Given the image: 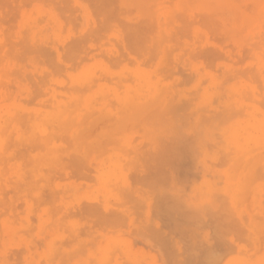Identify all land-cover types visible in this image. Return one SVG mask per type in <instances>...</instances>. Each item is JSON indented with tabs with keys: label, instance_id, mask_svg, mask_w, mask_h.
I'll return each mask as SVG.
<instances>
[{
	"label": "rangeland",
	"instance_id": "obj_1",
	"mask_svg": "<svg viewBox=\"0 0 264 264\" xmlns=\"http://www.w3.org/2000/svg\"><path fill=\"white\" fill-rule=\"evenodd\" d=\"M7 1L0 264H264V0Z\"/></svg>",
	"mask_w": 264,
	"mask_h": 264
},
{
	"label": "bare ground",
	"instance_id": "obj_2",
	"mask_svg": "<svg viewBox=\"0 0 264 264\" xmlns=\"http://www.w3.org/2000/svg\"><path fill=\"white\" fill-rule=\"evenodd\" d=\"M6 1H7V0H6ZM213 1L215 2V0H213ZM213 1H209V0H207V2H212V3H213ZM216 1H217V0H216ZM222 1H224V0H222ZM222 1H221V4L223 3ZM226 1H227V0H226ZM229 1H230V0H229ZM237 1H238V0H237ZM7 2H8V1H7ZM217 2H219V1H217ZM217 2H216V3H217ZM250 2H251V1H250ZM250 2L248 1L247 3H250ZM257 2H262V1H261V0H260V1L257 0ZM58 3H59V2H58ZM72 3H73V2H72ZM171 3H172V2H171ZM212 3H210V4H211V5H215V4H212ZM225 3H227V2H224L223 4H225ZM231 3H232V2H231ZM247 3H246V4H247ZM70 4H71V3H70ZM217 4H218V5H217L218 7H219V5H220V6L223 5V4L221 5V4H219V3H217ZM155 5H156V4H155ZM170 5H171V4H170ZM225 5H226V4H225ZM231 5H232V4H231ZM244 5H245V4H244ZM261 5L263 6V4H261ZM26 6L28 7V5H26ZM233 6H234V5H233ZM251 6H252V3H251ZM254 6H255V5H254ZM257 6H258V5H257ZM259 6H260V5H259ZM259 6H258V7H259ZM90 7H91V6H90ZM98 7H99V6H98ZM112 7H113V6H112ZM150 7H151V6H150ZM222 7H223V6H222ZM222 7H221V8H222ZM260 7H261V6H260ZM76 8H77V7H76ZM221 8H220V10H219L218 8H214V9H218V11H222V12H223V10H224L223 8H225V6H224L222 9H221ZM226 8H227V7H226ZM231 8H232V7H231ZM246 8H247V7H246ZM253 8L255 9V7H252V9H253ZM74 9H75V8H74ZM229 9H230V8H229ZM235 9H237V8L235 7ZM235 9H234V10H235ZM244 9H245V8H244ZM247 9H248V8H247ZM256 9H257V8H256ZM260 9H261V8H260ZM78 10H79V9H78ZM225 10L227 11V9H225ZM225 10H224V11H225ZM234 10H233V12H234ZM249 10H250V9H249ZM214 11H215V10H214ZM226 11H225V12H226ZM245 11H247V10H245ZM210 12H211V10H210ZM215 12H216V11H215ZM227 12H228V11H227ZM229 12H230V10H229ZM251 12L254 13L253 11H250V14H251V15H252ZM255 12H256V11H255ZM7 13H8V12H7ZM10 13H11V12H10ZM70 13H71V12H70ZM217 13H218V12H217ZM256 13H257V12H256ZM16 14H17V13H16ZM63 14H64V13H63ZM73 14H74V13H73ZM150 14H151V13H150ZM204 14H205V13H204ZM211 14H214V13H211ZM220 14H221V13H220ZM34 15H35V14H34ZM181 15H182V14H181ZM206 15H207V14H206ZM237 15L239 16V13H238ZM219 16H220V15H219ZM221 16H222V15H221ZM223 16H224V15H223ZM228 16H230V15H228ZM253 16H254V15H253ZM257 16H258V15H257ZM183 17H184V16H183ZM231 17H232V16H231ZM239 17H240V16H239ZM17 18H18V17H17ZM62 18H64V17H62ZM94 18H95V17H94ZM67 19H68V18H67ZM67 19H66V20H67ZM71 19H72V18H71ZM78 19H79V18H78ZM107 19H108V18H107ZM233 19H234V18H233ZM238 19H239V18H238ZM260 19H261V18H260ZM68 20H70V19H68ZM79 20H80V19H79ZM154 20H155V19H154ZM74 21H75V20H74ZM151 21H152V20H151ZM195 21H196V20H195ZM227 21H228V20H227ZM15 22H16V21H15ZM40 22H41V21H40ZM192 22H193V21H192ZM11 23H12V22H11ZM141 23H142V22H141ZM237 23H238V21H237ZM182 24H183V23H182ZM147 25H148V24H147ZM150 25H151V24H150ZM189 25H190V24H189ZM8 26H9V25H8ZM78 26H79V25H78ZM148 26H149V25H148ZM148 26H147V27H148ZM152 26H153V25H152ZM185 26H186V24H185ZM216 26H217V25H216ZM73 27H74V26H73ZM76 27H77V26H76ZM104 27H105V26H104ZM112 27H113V26H112ZM220 27H221V26H220ZM251 27H252V26H251ZM261 27H262V26H261ZM13 28H14V27H13ZM32 29H33V28H32ZM64 29H65V28H64ZM64 29H63V30H64ZM105 29H106V28H105ZM133 29H134V28H133ZM205 29H206V28H205ZM214 29H215V28H214ZM262 29H263V28H262ZM110 31H111V30H110ZM153 31H155V30H153ZM158 31H159V30H158ZM23 32H25V31H23ZM87 32H88V31H87ZM108 32H109V31H108ZM108 32H107V33H108ZM210 32H211V31H210ZM233 32H234V31H233ZM76 33H77V32H76ZM91 33H92V32H91ZM139 33H140V32H139ZM142 33H143V32H142ZM159 33H160V32H159ZM159 33H158V34H159ZM190 33H191V32H190ZM235 33H236V32H235ZM242 33H243V32H242ZM24 34H25V33H24ZM27 34H28V33H26V35H27ZM154 34H155V33H154ZM238 34H239V33H238ZM263 34H264V33H263ZM60 35H61V34H60ZM178 35H179V34H178ZM223 35H224V34H223ZM256 35H257V34H256ZM259 35H260V34H259ZM259 35H257V36H259ZM27 36H28V35H27ZM174 36H175V35H174ZM182 36H183V35H182ZM263 36H264V35H263ZM36 37H37V36H36ZM79 37H80V36H79ZM88 37H89V36H88ZM91 37H92V36H91ZM156 37H158V36H156ZM259 37H261V35H260ZM80 38H81V37H80ZM143 38H144V37H143ZM261 38H263V37H261ZM27 39H28V37H27ZM27 39H24V40L26 41ZM74 39H75V38H74ZM81 39H82V38H81ZM110 39H111V38H110ZM113 39H114V38H113ZM140 39H141V38H140ZM155 39H156V38H155ZM155 39H154V40H155ZM203 39H204V38H203ZM219 39H222V38L220 37ZM250 39H251V38H250ZM71 40H72V39H71ZM172 40H173V39H172ZM227 40H228V39H227ZM83 41H84V40H83ZM111 41H112V40H111ZM124 41H125V40H124ZM155 41H156V40H155ZM155 41H154V43H155ZM177 41H178V40H177ZM260 41H261V40H260ZM262 41H263V40H262ZM36 42H37V41H36ZM87 42H89V41H87ZM119 42H120V41H119ZM173 42H174V40H173ZM64 43H65V42H64ZM96 43H97V42H96ZM114 43H115V42H114ZM176 43H177V42H176ZM14 44H15V43H14ZM19 44H21V43H18V45H19ZM22 44H23V43H22ZM22 44H21V45H22ZM25 44H26V42H25ZM155 44H156V43H155ZM182 44H183V43H182ZM195 44H196V43H195ZM219 44H220V43H219ZM256 44H257V43H256ZM26 45H27V44H26ZM26 45H25V46H26ZM83 45H84V44H83ZM252 45H253V44H252ZM259 45H260V44H259ZM262 45H263V44H262ZM74 46H75V45H74ZM154 46L156 47V45H154ZM229 46H230V44H229ZM20 47H21V46H20ZM23 47H24V46H23ZM77 47H78V46H77ZM146 47H148V46H146ZM155 47H154L153 49H155ZM230 47H231V46H230ZM32 48H33V47H32ZM40 48H41V47H40ZM79 48H80V47H79ZM117 48H118V47H117ZM159 48H160V47H159ZM198 48H199V47H198ZM216 48H217V47H216ZM254 48H257V47H254ZM25 49H26V48H25ZM28 49H29V48H28ZM62 49H63V48H62ZM65 49H66V48H65ZM67 49H68V48H67ZM147 49H148V48H147ZM156 49H157V48H156ZM224 49H225V47H224ZM36 50H37V49H36ZM49 50H50V49H49ZM57 50H58V49H57ZM74 50H75V49H74ZM83 50H84V49H83ZM118 50H119V49H118ZM203 50H204V49H203ZM205 50H206V49H205ZM207 50H208V49H207ZM244 50H245V49H244ZM65 51H66V50H65ZM80 51H81V50H80ZM84 51H85V50H84ZM89 51H90V50H89ZM122 51H123V50H122ZM174 51H175V50H174ZM232 51H233V49H232ZM250 51H251V50H250ZM22 52H23V51H22ZM25 52H26V51H25ZM30 52H31V51H30ZM30 52H29V53H30ZM156 52H158V51H156ZM248 52H249V51H248ZM27 53H28V52H27ZM31 53H32V52H31ZM48 53H49V52H48ZM83 53H84V52H83ZM119 53H120V51H119ZM140 53H141V52H140ZM170 53H172V52H170ZM170 53H169V54H170ZM213 53H214V52H213ZM216 53H217V52H216ZM219 53H220V52H219ZM232 53H233V52H232ZM22 54H24V52H23ZM54 54H55V53H54ZM71 54H72V53H71ZM80 54H81V53H80ZM87 54H89V53H87ZM122 54H123V53H122ZM132 54H133V53H132ZM154 54H155V53H154ZM44 55H45V53H44ZM119 55H120V54H119ZM143 55H144V54H143ZM155 55H156V54H155ZM158 55H159V54H158ZM158 55H157V56H158ZM170 55H171V54H170ZM191 55H192V54H191ZM209 55H210V54H209ZM216 55H217V54H216ZM248 55H249V54H248ZM260 55H261V54H260ZM62 56H63V55H62ZM110 56H111V55H110ZM123 56H124V55H123ZM123 56H121V57L124 58ZM157 56H155V57H157ZM196 56H197V55H196ZM254 56H255V55H254ZM77 57H78V56H77ZM79 57H80V55H79ZM82 57H83V56H82ZM95 57H96V56H95ZM116 57H117V56H116ZM118 57H119V56H118ZM142 57H143V56H142ZM191 57H192V56H191ZM213 57H214V55H213ZM216 57H218V56H216ZM223 57H224V56H223ZM246 57H247V55H246ZM53 58H54V57H53ZM112 58H113V57H112ZM125 58H126V56H125ZM137 58H138V56H137ZM192 58H194V57H192ZM199 58H200V57H199ZM202 58H203V57H202ZM207 58H208V57H207ZM262 58H263V57H262ZM262 58H261V59H262ZM69 59H70V58H69ZM79 59H80V58H79ZM107 59H108V58H107ZM113 59H114V58H113ZM155 59H156V58H155ZM205 59H206V58H205ZM210 59H211V58H210ZM213 59H214V58H213ZM240 59H241V58H240ZM44 60H45V59H44ZM70 60H71V59H70ZM80 60H81V59H80ZM85 60H86V59H85ZM108 60H109V59H108ZM143 60H144V59H143ZM152 60H153V59H151V61H152ZM244 60H245V58H244ZM249 60H250V59H249ZM64 61H65V60H64ZM125 61H126V59H125ZM129 61H130V60H129ZM169 61H170V60H169ZM203 61H204V60H203ZM212 61H213V60H212ZM45 62H46V61H45ZM62 62H63V61H62ZM67 62H68V61H67ZM69 62H70V61H69ZM130 62H131V61H130ZM210 62H211V60H210ZM213 62H214V61H213ZM238 62H239V61H238ZM243 62H244V61H243ZM1 63H2V62H1ZM50 63H51V62H50ZM71 63L73 64V62H71ZM78 63H79V62H78ZM145 63H146V62H145ZM149 63H150V62H149ZM149 63H148V64H149ZM152 63H153V61H152ZM239 63H240V62H239ZM39 64H40V63H39ZM67 64H68V63H67ZM80 64H81V63H80ZM98 64H99V63H98ZM134 64H135V63H134ZM134 64H132V65L134 66ZM146 64H147V63H146ZM171 64H172V63H171ZM206 64H207V63H206ZM212 64H213V63H212ZM41 65H42V63H41ZM110 65H111V64H110ZM141 65H142V64H141ZM77 66H78V65H77ZM117 66H119V65H117ZM137 66H138V65H137ZM147 66H148V65H147ZM206 66H207V65H206ZM213 66H214V65H213ZM62 67H63V66H62ZM78 67H79V66H78ZM100 67H101V66H100ZM111 67H112V66H111ZM211 67H212V66H211ZM55 68H56V67H55ZM90 68H91V67H90ZM92 68H94V67H92ZM105 68H106V67H105ZM116 68H118V67H116ZM213 68H214V67H213ZM71 69H72V68H71ZM71 69H70V70H71ZM88 69H89V68H88ZM162 69H164V68H162ZM243 69H244V68H243ZM51 70H52V69H51ZM53 70H54V69H53ZM72 70H73V69H72ZM75 70H76V69H75ZM85 70H86V69H84L82 72L86 73L87 70H86V71H85ZM101 70H102V69H101ZM109 70H110V69H109ZM159 70H161V69H159ZM240 70H241V69H240ZM244 70H245V69H244ZM248 70H249V69H248ZM76 71H77V70H76ZM90 71H91V70H90ZM130 71H131V70H130ZM134 71H135V70H134ZM161 71H162V70H161ZM167 71H168V70H167ZM45 72H46V71H44L43 73H45ZM60 72H64V71L62 70V71H60ZM60 72H59V73H60ZM53 73H54V72H53ZM78 73H79V72H78ZM80 73H81V72H80ZM121 73H122V72H121ZM146 73H148V72H146ZM164 73H166V72H164ZM171 73H172V72H171ZM178 73H179V72H178ZM178 73H177V74H178ZM213 73H214V72H213ZM262 73H263V72H262ZM12 74H13V73H12ZM46 74H47V73H46ZM49 74H50V73H49ZM68 74H69V73H68ZM106 74H107V73H106ZM160 74H161V73H160ZM172 74H174V73H172ZM179 74H180V73H179ZM238 74H239V73H238ZM69 75H70V74H69ZM77 75H78V74H77ZM138 75H139V74H138ZM144 75H145V74H144ZM150 75H151V74H150ZM180 75H181V74H180ZM245 75H246V74H245ZM257 75H258V74H257ZM43 76H44V75H43ZM62 76H63V75H62ZM242 76H243V75H242ZM252 76H255V75H252ZM152 77H153V76H152ZM167 77H168V76H167ZM167 77H166V78H167ZM229 77H230V76H229ZM26 78H27V77H26ZM36 78H37V77H36ZM46 78H47V77H46ZM65 78H66V77H65ZM78 78L80 79V77H78ZM103 78H104V77H103ZM129 78H130V77H129ZM129 78H128V79H129ZM131 78H132V80L134 81V79H133L132 76H131ZM140 78H141V77H140ZM189 78H190V77H188L187 79H189ZM247 78H248V77H247ZM39 79H40V77H39ZM111 79H112V78H111ZM116 79H117V78H116ZM128 79H127V80H128ZM184 79H185V78H184ZM191 79H192V78H191ZM251 79H252V78H251ZM30 80H31V78H30ZM67 80H68V79H67ZM122 80H123V78H122ZM127 80H126V81H127ZM143 80H144V78H143ZM254 80H255V79H254ZM254 80H253V82H254ZM28 81H29V80H28ZM31 81H32V80H31ZM38 81H39V80H38ZM46 81H47V80H46ZM68 81H69V80H68ZM78 81H79V80H78ZM94 81H95V83H96V80H94ZM107 81H108V80H107ZM123 81H124V80H123ZM133 81H132V82H133ZM154 81H155V80H154ZM79 82H80V81H79ZM98 82H99V81H98ZM124 82H125V81H124ZM129 82H131V81H129ZM155 82H156V81H155ZM2 83H3V82H2ZM111 83H112V82H111ZM258 83H259V82H258ZM31 84H32V83H31ZM40 84H41V83H40ZM46 84H47V83H46ZM42 85H43V84H42ZM85 85H86V84H85ZM102 85H103V84H102ZM258 85H259V84H258ZM258 85H256V87H257ZM65 86H67V84H66ZM65 86H64V87H65ZM135 86H136V85H135ZM56 87H57V86H56ZM74 87H75V86H74ZM84 87H86V86H84ZM92 87H94V85H93ZM113 87H114V86H113ZM120 87L122 88V86H120ZM123 87H124V86H123ZM174 87H175V85H174ZM34 88H35V87H34ZM43 88H44V87H43ZM57 88H58V87H57ZM66 88H67V87H66ZM68 88H70V87H68ZM72 88H73V87H72ZM86 88H88V87H86ZM89 88H91V87H89ZM118 88H119V87H118ZM121 88H119V89H121ZM138 88H139V87H138ZM82 89H83V88H82ZM82 89H80V91H81ZM91 89H92V88H91ZM260 89H261V88H260ZM25 90H27V89H25ZM38 90H39V88H38ZM70 90H71V89H70ZM75 90H76V89H75ZM78 90H79V89H78ZM78 90H77V91H78ZM138 90H139V89H138ZM261 90H262V89H261ZM261 90H260V91H261ZM63 91H64V90H63ZM72 91L75 93L74 90H72ZM77 91H76V92H77ZM85 91H87V90L85 89ZM85 91H84V93H85ZM98 91H99V89H98ZM110 91H111V90H110ZM136 91H137V90H136ZM78 92H79V91H78ZM94 92H95V91H94ZM104 92H105V91H104ZM142 92H143V91H142ZM184 92H185V91H184ZM33 93H34V92H33ZM67 93H68V92H67ZM84 93L82 92L81 94H84ZM140 93H141V92H140ZM143 93H144V92H143ZM149 93H150V92H149ZM154 93H155V92H154ZM176 93H177V92H176ZM255 93H256V92H255ZM261 93H262V92H261ZM13 94H14V93H13ZM35 94H37V93H35ZM39 94H40V93H39ZM119 94H120V93H119ZM131 94H132V92H131ZM41 95H42V94H41ZM132 95H133V94H132ZM43 96H44V95H43ZM117 96H118V94H117ZM141 96H143V95L141 94ZM148 96H149V95H148ZM207 96H208V95H207ZM28 98H29V97H28ZM32 98H33V97H32ZM34 98H35V97H34ZM59 98H60V97H59ZM67 98H68V97H67ZM174 98H175V97H174ZM35 99H36V98H35ZM63 99H64V98H63ZM142 99H144V98H142ZM30 100H31V99H30ZM191 100H192V99H191ZM25 101H26V100H25ZM38 101H39V100H38ZM57 101H58V100H57ZM174 101H175V100H174ZM28 102H30V101H28ZM28 102H27V104H28ZM110 102H111V101H110ZM117 102H118V101H117ZM184 102H185V101H184ZM190 102H191V101H190ZM247 102H248V101H247ZM256 102H257V101H256ZM122 103H123V102H122ZM122 103H121V104H122ZM185 103H186V102H185ZM31 104H32V103H31ZM42 104H43V103H42ZM72 104H73V102L70 104V106H71ZM87 104H88V103H87ZM112 104H114V103H112ZM258 104H260V102H259ZM35 105H37V104H35ZM75 105H76V104H75ZM95 105H96V104H95ZM103 105H104V104H103ZM262 105H263V104H262ZM67 106H68V105H67ZM189 106H191V105H189ZM118 107H119V106H118ZM120 107H121V106H120ZM128 107H129V106H128ZM175 107H176V106H175ZM184 107H185V106H184ZM187 107H188V106H187ZM44 108H45V107H44ZM60 108L62 109L61 106H60ZM171 108H172V107H171ZM171 108H170V109H171ZM173 108H174V106H173ZM173 108H172V109H173ZM205 108H206V107H205ZM243 108H244V107H243ZM261 108H262V107H261ZM45 109H46V108H45ZM53 109H54V108H53ZM184 109H185V108H184ZM201 109H203V108H201ZM201 109H200V110H201ZM82 110H83V109H82ZM155 110H156V109H154L153 111H155ZM263 110H264V109H263ZM67 111H68V110H67ZM153 111H152V113H154ZM156 111H158V110H156ZM187 111H188V109H187ZM201 111H202V110H201ZM203 111L206 112V110H203ZM181 112H182V111H181ZM209 112H211V111H209ZM239 112H240V111H239ZM241 112H242V111H241ZM241 112H240V113H241ZM95 113H97V112H95ZM95 113H94V115H95ZM122 113H123V112H122ZM166 113H167V112H166ZM183 113H184V112H183ZM25 114H26V113H25ZM29 114H30V112H29ZM92 114H93V113H92ZM241 114H242V113H241ZM260 114H262V112H261ZM263 114H264V112H263ZM22 115H23V114H22ZM43 115H44V114H43ZM151 115H152V114H151ZM156 115H157V114H156ZM234 115H235V114H233L232 116H234ZM26 116H28V115L26 114ZM31 116H32V115H31ZM31 116H30V117H31ZM186 116H187V114H186ZM189 116H190V115H189ZM193 116H194V115H193ZM258 116H259V115H258ZM1 117H2V116H1ZM23 117H25V116H24V115L21 116V118H23ZM38 117H39V116H38ZM90 117H92V116H90ZM90 117H88V118H90ZM171 117H172V116H171ZM241 117H242V116H241ZM26 118H27V117H26ZM186 118H187V117H186ZM204 118H205V117H204ZM212 118H213V117H212ZM30 119H31V118H30ZM32 119H33V118H32ZM110 119H111V118H110ZM114 119H115V118H114ZM191 119H192V118H191ZM263 119H264V118H263ZM11 120H12V119H11ZM24 120H27V119H24ZM107 120L109 121V119H107ZM107 120H106V121H107ZM168 120H169V119H168ZM216 120H217V119H216ZM229 120H230V119H229ZM250 120H252V119H250ZM2 121H3V120H2ZM111 121H112V120H111ZM203 121H204V120H203ZM203 121H202V122H203ZM220 121H221V120H220ZM259 121H261V120H259ZM262 121L264 122V120H262ZM25 122H26V124L29 123V122L27 123V121H25ZM85 122H86V121H85ZM104 122H105V119H104ZM139 122H140V121H139ZM250 122H251V121H250ZM100 123L103 124V121H101ZM148 123H149V122H148ZM148 123H147V124H148ZM219 123H220V122H219ZM253 123H254V122H252V124H253ZM10 124H11V123H10ZM83 124H84V122H83ZM105 124H106V123H105ZM113 124H114V123H113ZM250 124H251V123H250ZM250 124H249V125H250ZM252 124H251V125H252ZM259 124H260V127H261L262 124H261V123H259ZM75 125H76V124H75ZM75 125H74V126H75ZM138 125H139V124H138ZM138 125H137V126H138ZM165 125H166V124H165ZM238 125H239V124H238ZM251 125H250V126H251ZM253 125H255V126L257 125V126H258V124H256V122H255ZM253 125H252V126H253ZM263 125H264V124H263ZM263 125H262V126H263ZM23 126H24V124H23ZM45 126H46V125H45ZM61 126H62V125H61ZM74 126H73V127H74ZM95 126H96V125H95ZM101 126H102V125H101ZM112 126H113V125H112ZM129 126H130V124H129ZM129 126H127V127H129ZM171 126H173V125L171 124ZM171 126H170V127H171ZM187 126H188V125H187ZM255 126L252 127L253 131H254V129H255ZM24 127H25V126H24ZM29 127H30V126H28V127H26V128H29ZM39 127H40V125H39ZM47 127H48V126H47ZM55 127H56V126H55ZM55 127H54V128H55ZM107 127H109V126H107ZM197 127H198V126H197ZM234 127H235V126H234ZM243 127H244V126H243ZM6 128H7V127H6ZM96 128H97V126H96ZM185 128H186V127H185ZM201 128H202V127H201ZM256 128H257L258 132H259L260 130H262L261 133L258 134V135H260V137H262L263 135L261 136V134H263V131H264V130H263V129H260V130H259L258 127H256ZM263 128H264V127H263ZM40 129H41V128H40ZM48 129H49V128H48ZM55 129H56V128H55ZM57 129H58V128H57ZM60 129H61V128H60ZM70 129H71V128H70ZM171 129H172V128H171ZM239 129H240V128H238L237 130L239 131ZM248 129H249V128H248ZM30 130H31V128H30ZM68 130H69V129H68ZM126 130H127V128H126ZM130 130H131V129H130ZM197 130H198V129H197ZM240 130H241V129H240ZM246 130H247V129H246ZM26 131H27V130H26ZM92 131H93V130H92ZM97 131H98V130H97ZM169 131H170V130H169ZM235 131H236V130H234V132H235ZM249 131H250V130H249ZM251 131H252V130H251ZM43 132H44V131H43ZM59 132H60V131H59ZM67 132H68V131H67ZM90 132H91V131H90ZM3 133H4V132H3ZM62 133H63V132H62ZM109 133H110V132H109ZM117 133H118V132H117ZM238 133H239V132H238ZM84 134H86V133H84ZM119 134H120V133H119ZM164 134H165V133H164ZM170 134H172V133L170 132ZM170 134H169V135H170ZM201 134H202V133H201ZM232 134H233V133H232ZM234 134H237V133H234ZM241 134H242V133H241V131H240V133H239V137L241 136ZM243 134H244V133H243ZM253 134H254V133H253ZM2 135H3V134H2ZM36 135H37V134H36ZM61 135H62V134H61ZM61 135H59V138H58V139H60ZM67 135H68V134H67ZM67 135H66V136H67ZM248 135H251V133H250V134L248 133L247 136H246V134H245L244 136H246L247 138L244 137L243 139H248V138H250ZM55 136H57V135L55 134ZM62 136H63V135H62ZM81 136H83V134H82ZM166 136H167V135H166ZM195 136H196V135H195ZM199 136H200V135H199ZM217 136H218V135H217ZM219 136H220V135H219ZM232 136L235 137V135H232ZM53 137H54V136H53ZM91 137H92V136H91ZM97 137H98V136H97ZM157 137H158V136H157ZM215 137H216V136H215ZM226 137H227V136H226ZM230 137H231V135H230ZM38 138H39V135H38ZM68 138H69V137H68ZM99 138H100V137H99ZM160 138H161V137H160ZM186 138H187V137H186ZM64 139H65V138H64ZM64 139H61V141H62V140L64 141ZM230 139H231V140H234V139H232V138H230ZM237 139H238V138H237ZM256 139H257V138H255V140H254V141H256V143H258V141H259L260 139H262L261 142L264 140L263 137L260 138L259 140L257 139L258 141H257ZM0 140H1V139H0ZM10 140H11V139H10ZM38 140H39V139H38ZM109 140H110V139H109ZM135 140H136V139H135ZM240 140L242 141V139L240 138V139H238L237 142L240 143V142H241ZM162 141H163V140H162ZM167 141H168V140H167ZM196 141H197V140H196ZM244 141H246V140H244ZM21 142H22V141H21ZM108 142H110V141H108ZM133 142H135V141H133ZM146 142H147V141H146ZM164 142H165V141H164ZM232 142L234 143V145H236V143H237L235 140L232 141ZM235 142H236V143H235ZM0 143H1V142H0ZM10 143H11V142H10ZM28 143H29V142H28ZM68 143H69V141H68ZM117 143H118V142H117ZM168 143H169V142H168ZM220 143H221V142H220ZM239 143H238V146H239ZM250 143H251V142H250ZM40 144H41V143H40ZM191 144H192V143H191ZM258 144H260V143H258ZM261 144H262V143H261ZM11 145H12V144H11ZM11 145H10V146H11ZM27 145H28V144H27ZM31 145H32V144H31ZM240 145H241V144H240ZM8 146H9V145H8ZM35 146H36V145H35ZM41 146H43V144H42ZM68 146H69V145H68ZM169 146H170V144H169ZM169 146H168V147H169ZM209 146H210V145H209ZM43 147H44V146H43ZM92 147H93V146H92ZM156 147H157V146H156ZM207 147H208V146H207ZM212 147H213V146H212ZM21 148H22V147H21ZM66 148H67V147H66ZM71 148H72V147H71ZM103 148H104V147H103ZM210 148H211V147H210ZM240 148H241V146H240ZM8 149L11 150L10 148H8ZM26 149H27V148H26ZM61 149H62V148H61ZM68 149H70V148H68ZM93 149H94V148H93ZM139 149H140V148H139ZM141 149H142V148H141ZM145 149H146V148H145ZM171 149H172V148H171ZM232 149H233V148H232ZM241 149H242V151H243V150L245 151V147H244V148L242 147ZM6 150H7V149H6ZM18 150H20V149L18 148ZM32 150H33V149H32ZM41 150H42V149H41ZM80 150H81V149H80ZM149 150H150V149H149ZM61 151H62V150H61ZM64 151H65V150H64ZM108 151H109V150H108ZM145 151H146V150H145ZM168 151H169V150H168ZM195 151H196V150H195ZM239 151H240V150H239ZM90 152H91V151H90ZM229 152H230V151H229ZM263 152H264V151H263ZM263 152H260V154L263 153ZM62 153H63V152H62ZM71 153H72V152H71ZM129 153H130V152H129ZM148 153H149V152H148ZM152 153H153V152H152ZM166 153H167V152H166ZM218 153H219V152H218ZM248 153H249V152H248ZM25 154H26V153H25ZM159 154H160V153H159ZM182 154H183V153H182ZM231 154H233V153H231ZM237 154H238V152L236 151V155H237ZM239 154H240V153H239ZM260 154H259V155H260ZM18 155H19V153H18ZM23 155H24V154H23ZM58 155H59V154H58ZM74 155H75V154H74ZM74 155H73V156H74ZM161 155H162V154H161ZM164 155H165V154H164ZM171 155H173V154H171ZM246 155H247V154H246ZM250 155H252V154H250ZM255 155L258 156V153L255 154ZM20 156H21V155H20ZM71 156H72V155H71ZM165 156H166V155H165ZM165 156H164V157H165ZM167 156H168V155H167ZM191 156H192V154H191ZM248 156H249V155H248ZM260 156H261V155H260ZM260 156H259V157H260ZM28 157H29V156H28ZM60 157H61V156H60ZM139 157H140V156H139ZM152 157H153V156H152ZM244 157H245V156H244ZM246 157H247V156H246ZM75 158H76V157H75ZM140 158H141V157H140ZM153 158H154V157H153ZM168 158H169V157H168ZM174 158H175V157H174ZM191 158H192V157H190L189 159H191ZM223 158H225V157H223ZM247 158H248V157H247ZM250 158H251V157H250ZM250 158L248 159V161L250 160ZM257 158H258V157H257ZM62 159H63V158H62ZM177 159H179V158H177ZM192 159H193V158H192ZM251 159H254V161L257 160V159L254 157V155H253V157H252ZM255 159H256V160H255ZM63 160H64V159H63ZM63 160H62V161H63ZM71 160H72V159H71ZM162 160H163V162H164L163 157H162ZM172 160H173V159H172ZM179 160H180V159H179ZM224 160H225V159H224ZM239 160H240V159H239ZM64 161H65V160H64ZM66 161H67V160H66ZM87 161H88V160H87ZM113 161H114V160H113ZM157 161H158V160H157ZM165 161H166V158H165ZM167 161H168V160H167ZM226 161H228V160H226ZM237 161H238V160H237ZM246 161H247V160H246ZM248 161H247V162H248ZM250 161H251V160H250ZM55 162H56V161H55ZM143 162H144V161H143ZM176 162H177V161H176ZM189 162H192V160H191V161L189 160ZM193 162H194V160H193ZM243 162H244V161H243ZM72 163H73V162H72ZM150 163H151V161H150ZM165 163L168 164V163H170V162L168 161V162H165ZM165 163H164V164H165ZM250 163H251V162H248V164H250ZM84 164H85V163H84ZM164 164H163V165H164ZM171 164H172V161H171ZM237 164H238V163H237ZM255 164H256V162H255ZM53 165H54V164H53ZM53 165H52V166H53ZM118 165H119V164H118ZM145 165H146V164H145ZM169 165H170V164H169ZM173 165H174V164H173ZM176 165H177V164H176ZM190 165H192V163H191ZM216 165H217V164H216ZM223 165H224V164H223ZM56 166L59 167V165H56ZM170 166L172 167V165H170ZM247 166H248V165H247ZM247 166H246V167H247ZM256 166H258V165H255V167H256ZM85 167H86V165H85ZM149 167H150V166H149ZM162 167H163V166H162ZM162 167H161V168H162ZM173 167H174V166H173ZM190 167H191V166H190ZM192 167H193V166H192ZM218 167H219V166H218ZM220 167H221V166H220ZM52 168H53V167H52ZM67 168H69V167H67ZM76 168H77V167H76ZM79 168H80V167H79ZM83 168H84V167H82V169H83ZM103 168H104V167H103ZM174 168H175V167H174ZM223 168H224V167H223ZM50 169H51V168H50ZM54 169H55V168H54ZM63 169H64V168H63ZM163 169H164V168H163ZM180 169H181V168H180ZM260 169H261V167H260ZM59 170H60V169H59ZM74 170L76 171V169H74ZM77 170H78V168H77ZM85 170H86V169H85ZM88 170H89V169H88ZM104 170H105V169H104ZM150 170H151V169H150ZM152 170H153V169H152ZM169 170H170V169H169ZM181 170H182V169H181ZM48 171H49V170H48ZM51 171H52V170H51ZM145 171H146V170H145ZM148 171H149V170H148ZM174 171H175V170H174ZM174 171H173V172H174ZM259 171H260V170H258V173H259ZM54 172H55V171H54ZM72 172H73V171H72ZM90 172H91V171H90ZM153 172H154V171H153ZM177 172H178V170H177ZM26 173H28V172H26ZM49 173H50V172H49ZM51 173H52V172H51ZM75 173H76V172H75ZM150 173H151V172H150ZM260 173H261V172H260ZM57 174H58V173H57ZM61 174H62V173H61ZM128 174H129V173H128ZM131 174H132V173H131ZM255 174H257V173H255ZM28 175H29V174H28ZM68 175H69V174H68ZM80 175H81V174H80ZM88 175H89V174H88ZM148 175H149V174H148ZM258 175H262V174H258ZM151 176H152V175H151ZM184 176H185V175H184ZM193 176H194V175H193ZM195 176H196V175H195ZM262 176H263V175H262ZM55 177L57 178V177H59V176H55ZM69 177H70V176H69ZM91 177H92V176H91ZM169 177H170V176H169ZM177 177H178V176H177ZM197 177H198V176H197ZM258 177H259V176H258ZM12 178H13V177H12ZM32 178H33V177H32ZM32 178H31V179H32ZM61 178H62V177H61ZM140 178H141V177H140ZM147 178H148V177H147ZM195 178H196V177H195ZM260 178H261V179H264V178H262V177H260ZM8 179H9V178H8ZM28 179H29V177H28ZM94 179H95V178H94ZM151 179H152V178H151ZM159 179H160V178H159ZM164 179H165V178H164ZM254 179H255V178H254ZM257 179H259V178H257ZM39 180H40V179H39ZM251 181H252V180H251ZM253 181H254V180H253ZM37 182H38V181H37ZM94 182H95V181H94ZM132 183H133V182H132ZM132 183H131V184H132ZM187 183H188V182H187ZM37 184H38V183H37ZM118 184H119V183H118ZM142 184H143V183H142ZM167 184H168V183H167ZM14 186H15V185H14ZM18 186H19V185H18ZM158 186H159V185H158ZM250 186H251V185H250ZM34 187H35V186H34ZM117 188H118V187H117ZM132 188H133V187H132ZM132 188H131V191H132ZM151 188H152V187H151ZM34 189H35V188H34ZM46 190H48V189H46ZM60 192H61V191H60ZM60 192H59V193H60ZM155 192H156V191H155ZM2 193H3V191H2ZM5 193H6V192H5ZM121 193H122V192H121ZM121 193H120V194H121ZM7 194H8V193H7ZM54 194H56V193H54ZM84 195H85V194H84ZM123 195H124V194H123ZM133 195H134V194H133ZM28 196H29V195H28ZM43 196H44V195H43ZM82 196H83V195H82ZM120 196H121V195H120ZM128 197H129V196H128ZM132 197H133V196H132ZM132 197H131V198H132ZM56 198H57V197H56ZM128 199H129V198H128ZM7 200H8V199H7ZM126 200H127V199H126ZM2 201H3V200H2ZM51 201H52V200H51ZM96 201H97V200H96ZM139 201H140V200H139ZM246 201H247V199H246ZM6 202H7V201H6ZM125 202H128V201H125ZM137 202H138V201H137ZM41 203H42V202H41ZM41 203H40V204H41ZM47 203H48V202H47ZM129 203H130V202H129ZM134 203H135V201H134ZM218 203H219V202H218ZM246 203H247V202H246ZM48 204H49V203H48ZM52 204H53V203H52ZM88 204H89V203H88ZM93 204H94V203H93ZM119 204H120V203H119ZM138 204H139V203H138ZM140 204H141V203H140ZM260 204H261V203H260ZM21 205H22V204H21ZM23 205H24V204H23ZM111 205H112V204H111ZM153 205H154V204H153ZM153 205H152V206H153ZM53 206H54V205H53ZM97 206H98V205H97ZM113 206H114V205H113ZM120 206H121V204H120ZM144 206H145V205H144ZM88 207H89V206H88ZM95 207H96V206H95ZM134 207H135V206H134ZM137 207H138V206H137ZM221 207H222V206H221ZM229 207H230V206H229ZM145 208H146V207H145ZM20 209H21V207H20ZM52 209H54V208H52ZM231 209H232V208H230V210H231ZM248 209H249V208H248ZM5 210H6V209H5ZM56 210H57V209H56ZM67 210H68V209H67ZM81 210L84 211L83 209H81ZM228 210H229V209H228ZM6 211H7V210H6ZM87 211H88V210H87ZM232 211H233V210H232ZM14 212H15V211H14ZM56 212H57V211H56ZM111 212H112V211H111ZM77 213H79V212H77ZM117 213H118V212H117ZM212 213H214V212H212ZM228 213H229V212H228ZM22 214H23V212H22ZM54 214H56V213H54ZM69 214H71V213H69ZM83 214H84V213H83ZM86 214H87V213H86ZM138 214H140V213L138 212ZM0 215H1V214H0ZM116 215H117V214H116ZM231 215H233V214L231 213ZM8 216H9V215H8ZM70 216H71V215H70ZM72 216H73V215H72ZM64 217H65V215H64ZM138 217H139V216H138ZM208 217H209V216H208ZM154 218H155V217H154ZM211 218H212V217H211ZM220 218H221V217H220ZM224 218H225V217H224ZM261 218H262V217H261ZM62 219H63V218H62ZM138 219H139V218H138ZM141 220H142V219H141ZM155 220H156V219H155ZM158 220H159V219H158ZM202 220H203V219H202ZM228 220H229V219H228ZM235 220H236V219H235ZM243 220H244V219H243ZM33 221H35V220H33ZM33 221H32V222H33ZM61 221H62V220H61ZM87 221H88V220H87ZM159 221H160V220H159ZM199 221H200V220H199ZM245 221H246V220H245ZM35 222H36V221H35ZM63 222H64V220H63ZM88 222H90V221H88ZM15 223H16V222H15ZM23 223H24V222H23ZM57 223H58V222H57ZM57 223H56V224H57ZM198 223H200V222H198ZM218 223H219V222H218ZM236 223H237V222H236ZM32 224H33V223H32ZM196 224H197V223H196ZM225 224H226V223H225ZM52 225H53V224H52ZM93 225H94V224H93ZM124 225H125V224H124ZM161 225H162V224H161ZM208 225H209V224H208ZM32 226H33V225H32ZM63 226H64V225H63ZM122 226H123V225H122ZM182 226H185V225H182ZM205 226H206V225H205ZM211 226H212V225H211ZM242 226H243V225H242ZM61 227H62V226H61ZM61 227H60V228H61ZM69 227H70V226H69ZM93 227H94V226H93ZM123 227H124V226H123ZM150 227H151V226H150ZM186 227H187V226H186ZM221 227H222V226H221ZM30 228L32 229L33 227L30 226ZM67 228H68V227H67ZM108 228H109V227H108ZM113 228L115 229V227H113ZM118 228H119V227H118ZM199 228H200V227H199ZM211 228H212V227H211ZM211 228H210V229H211ZM34 229H35V228H34ZM55 229H56V227H55ZM99 229H100V228H99ZM104 229H105V228H104ZM146 229H148V228H146ZM146 229H145V230H146ZM215 229H216V228H215ZM239 229H240V228H239ZM6 230H7V229H6ZM68 230H69V229H68ZM117 230H119V229H117ZM224 230H225V229H224ZM243 230H245V229H243ZM27 231H28V230H27ZM63 231H64V230H63ZM105 231H106V230H105ZM114 231H115V230H114ZM133 231H134V230H133ZM133 231H132V232H133ZM139 231H140V229H139ZM154 231H155V230H154ZM154 231H153V232H154ZM240 231H241V230H240ZM65 232H66V230H65ZM109 232H110V231H109ZM115 232H116V231H115ZM214 232H215V230H214ZM214 232H213V233H214ZM221 232H222V231H221ZM26 233H27V232H26ZM87 233H88V232H87ZM133 233H134V232H133ZM143 233H144V232H143ZM150 233H151V232H150ZM217 233H218V232H217ZM229 233H230V232H229ZM237 233H238V232H237ZM237 233H236V234H237ZM60 234H61V233H60ZM107 234H108V233H107ZM230 234H231V233H230ZM233 234H234V233H233ZM243 234H244V233H243ZM261 234H262V233H261ZM80 235H81V234H80ZM144 235L146 236V234H144ZM144 235H143V236H144ZM149 235H150V234H149ZM197 235H198V234H196V236H197ZM59 236H60V235H59ZM84 236H85V235H84ZM147 236H148V235H147ZM189 236H190V235H189ZM189 236H188V237H189ZM225 236H226V235H225ZM89 237H90V235H89ZM98 237H99V236H98ZM183 237H184V236H183ZM220 237H221V236H220ZM237 237H238V236H237ZM262 237H263V236H262ZM61 238H62V237H61ZM81 238H82V237H81ZM234 238L236 239L235 236H234ZM212 239H213V238H212ZM216 239H217V238H216ZM222 239H223V238H222ZM224 239H225V238H224ZM259 239H260V238H259ZM117 240H118V239H117ZM124 240H126V239H124ZM172 240H173V239H172ZM239 240H241V238H240ZM26 241H27V240H26ZM34 241H35V240H34ZM52 241H53V240H52ZM65 241H66V240H65ZM69 241H70V240H69ZM71 241H72V240H71ZM130 241H131V240H130ZM161 241H162V240H161ZM213 241H214V240H213ZM235 241H236V240H235ZM245 241H246V240H245ZM35 242H36V241H35ZM66 242H67V241H66ZM72 242H73V241H72ZM38 243H39V242H38ZM61 243H62V242H61ZM68 243H69V242H68ZM70 243H71V242H70ZM186 243H187V242H186ZM190 243H191V242H190ZM202 243H203V242H202ZM56 244H57V243H56ZM64 244H65V243H64ZM107 244H108V243H107ZM214 244H215V242H214ZM226 244H227V243H226ZM228 244H229V243H228ZM246 244H247V242H246ZM248 244H249V243H248ZM248 244H247V245H248ZM47 245H48V244H47ZM65 245H66V244H65ZM87 245H88V244H87ZM90 245H91V244H90ZM93 245H94V244H93ZM158 245H159V244H158ZM205 245H206V244H205ZM219 245H220V244H219ZM247 245H246V246H247ZM38 246H39V245H38ZM83 246H84V244H83ZM88 246H89V245H88ZM213 246H214V245H213ZM223 246H224V245H223ZM232 246H233V245H232ZM250 246H251V245H250ZM42 247H43V246H42ZM199 247H200V246H199ZM206 247H207V246H206ZM227 247H228V246H227ZM260 247H261V246H260ZM179 248H180V247H179ZM212 248H213V247H212ZM216 248H217V247H216ZM234 248H235V247H234ZM33 249H34V248H33ZM19 250H20V249H19ZM172 250H173V249H172ZM175 250H176V249H175ZM204 250H205V249H204ZM221 250H222V249H221ZM225 250H227V249L225 248ZM258 251H259V250H258ZM248 252H249V251H248ZM14 253H17V252H14ZM27 253H28V252H27ZM84 253H85V252H84ZM142 253H143V252H142ZM82 254H83V253H82ZM199 254H200V253H199ZM199 254H198V256H199ZM16 255H17V254H16ZM170 255H171V254H170ZM9 256H10V255H9ZM20 256H21V255H20ZM34 256H36V255H34ZM164 256H165V255H164ZM198 256H197V257H198ZM202 256H203V255H202ZM178 257H179V256H178ZM180 257H181V256H180ZM203 257H204V256H203ZM251 257H252V255H251ZM55 258H56V257H55ZM202 259H203V258H202ZM166 260H167V259H166ZM185 260H186V259H185ZM15 261H16V260H15ZM178 261H179V260H178ZM40 262H41V261H40ZM42 262H43V261H42ZM61 262H63V261H61ZM180 262H181V260H180ZM196 262H197V261H196ZM204 262H205V261H204ZM21 263H22V261H21ZM108 263H109V262H108ZM240 263H241V262H240ZM255 263H256V262H255ZM16 264H17V262H16ZM44 264H45V263H44ZM183 264H185V263H183ZM257 264H258V263H257Z\"/></svg>",
	"mask_w": 264,
	"mask_h": 264
}]
</instances>
